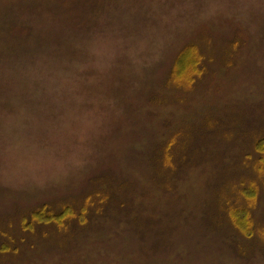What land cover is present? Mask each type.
I'll return each instance as SVG.
<instances>
[{"label":"rangeland","instance_id":"rangeland-1","mask_svg":"<svg viewBox=\"0 0 264 264\" xmlns=\"http://www.w3.org/2000/svg\"><path fill=\"white\" fill-rule=\"evenodd\" d=\"M263 136L264 0H0V264H264Z\"/></svg>","mask_w":264,"mask_h":264},{"label":"trees","instance_id":"trees-1","mask_svg":"<svg viewBox=\"0 0 264 264\" xmlns=\"http://www.w3.org/2000/svg\"><path fill=\"white\" fill-rule=\"evenodd\" d=\"M195 50H194V46H189V47H187L186 49H184V53L186 54V53H191L193 56L195 55L194 52ZM183 53V54H184ZM196 56H194L192 59H191V63H190V65H187V71L190 69V68H192V70L193 71H197V70H199L200 68H199V66H198V60H197V58H195ZM181 60V59H180ZM182 67H180V68H178L177 67V70H176V72H177V74H181L182 73V69H181ZM186 72V71H185ZM187 73V72H186ZM256 143H258V145L256 146L257 148H254V150L256 151V157L257 158H259L260 157V159H264V149H260V147H261V145H263L264 146V136L259 140V141H257ZM256 157H253V159L254 158H256ZM262 166L264 167V164H262ZM258 167V166H257ZM258 168H262V167H258ZM264 169V168H263ZM263 183H264V179H263Z\"/></svg>","mask_w":264,"mask_h":264}]
</instances>
